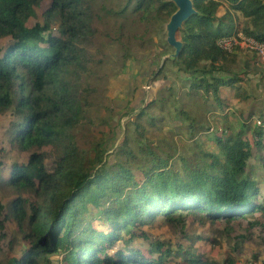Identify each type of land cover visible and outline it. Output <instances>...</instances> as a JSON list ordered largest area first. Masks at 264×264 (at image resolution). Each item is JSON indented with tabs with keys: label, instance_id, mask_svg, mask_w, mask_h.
I'll return each instance as SVG.
<instances>
[{
	"label": "trees",
	"instance_id": "16d2710c",
	"mask_svg": "<svg viewBox=\"0 0 264 264\" xmlns=\"http://www.w3.org/2000/svg\"><path fill=\"white\" fill-rule=\"evenodd\" d=\"M193 5L196 13L181 29L178 91L159 86L119 128L104 105L110 80L126 72L134 51L155 45L152 28L170 16L174 4L0 0V114H10V144L28 153L0 178L19 195L9 214L0 201V242L11 217L23 246L19 256L0 255V264H50V253L62 254L63 264H163L170 251H161L160 242L153 244L156 257L124 245L108 254L105 245L124 239L121 232L129 243L132 226L161 222L182 230L189 215L213 224L259 213L263 222L248 220V226H264V107L236 113L228 105L230 97L237 103L250 96L237 84L242 78L234 49L240 47L219 44L230 36L264 43V0ZM164 71L157 65L146 82ZM173 93L180 96V127L197 147L193 162L176 154L173 141L151 139V129L170 119L164 109ZM212 124L218 126L214 131ZM97 125L111 136L94 133ZM88 206L97 210L104 229L84 226ZM185 258L183 264H203L198 257Z\"/></svg>",
	"mask_w": 264,
	"mask_h": 264
},
{
	"label": "rangeland",
	"instance_id": "374dc122",
	"mask_svg": "<svg viewBox=\"0 0 264 264\" xmlns=\"http://www.w3.org/2000/svg\"><path fill=\"white\" fill-rule=\"evenodd\" d=\"M36 12L37 14L40 13L39 10ZM160 21H157L152 28V39L155 45L144 51H134L133 58L128 62L126 72L116 75L110 80L104 105L109 107L110 117L118 120L117 126L119 128L127 122L131 111H136L155 95L159 86L170 84L173 91H178L181 85L179 80L182 73L175 67L178 62L171 59H166L163 62L166 70L164 76L160 75L152 84L146 82L148 75L160 64L164 52L165 46L162 44L164 29ZM1 46L2 41H0ZM234 51L237 61L235 71L242 78L237 84L242 85L250 97L237 103L230 97L228 105L236 113H240L241 110L248 111L252 106L253 108L254 106L264 107V96H262L264 92V65L258 63L255 54L245 47L235 48ZM227 92V90H223L221 96L228 98ZM177 108H180V96L178 93H173L164 109L170 113V119H165L160 129H151L153 132L151 139L158 141V139L163 138L173 141L176 145V154L193 162L196 157L194 151L197 147L193 146L185 128L180 127L181 119ZM218 111L221 112V110ZM124 112H127V115L123 114ZM153 112H158V110ZM208 114L211 115V113ZM10 119L9 113L0 114V178L3 179L9 176V170L13 163H24L28 158V153L17 150L8 140L7 127ZM217 127L216 124H212L210 129L214 131ZM93 130L97 135L99 132H104L107 138L111 136V131H108L105 125H97ZM110 158L114 159V156ZM46 166H51V160L46 159ZM262 187H264V181ZM18 196V193L12 188L3 187L0 184V201L5 205L7 214H9L10 202ZM20 196L26 197L29 201L34 198L32 194L25 192H22ZM27 204L26 208H28ZM96 211L93 207L88 206L83 213L86 222L84 226L88 225L102 230L105 227L102 226L100 218L95 216ZM248 220L263 222L262 215L259 213L247 219H235L230 222L217 220L213 224L210 222L202 223L196 216L189 215L185 217L182 230L179 226L161 224V222L146 224L141 228L132 226L130 228L135 236L129 243L124 242L129 235L121 232L124 239L116 241L113 246L105 245L104 251L111 254L124 245L125 247L140 249L146 257H156L159 252L154 249L153 244L160 242L163 244L161 251L165 249L170 251L167 253L163 264L186 263L185 256L187 258L198 257V260L203 264H233L237 260L241 263L254 260L257 264H264V226L256 224L249 227ZM5 233V238L0 242V255L3 257L7 254L19 256L23 246L20 245L22 241L17 232L14 218H7ZM12 238L14 239V248L10 250L8 243ZM151 250L153 251L151 252ZM179 250L188 251L189 254L179 252ZM61 255L60 253H50L46 257L51 261L50 264H63Z\"/></svg>",
	"mask_w": 264,
	"mask_h": 264
},
{
	"label": "water",
	"instance_id": "95a60500",
	"mask_svg": "<svg viewBox=\"0 0 264 264\" xmlns=\"http://www.w3.org/2000/svg\"><path fill=\"white\" fill-rule=\"evenodd\" d=\"M175 10L170 14L166 20H162L163 24V40L162 44L165 46L166 51L163 52L161 57L160 66L166 59L178 61V55L183 49V39L181 29L185 21L193 14L196 10L193 5V0H170Z\"/></svg>",
	"mask_w": 264,
	"mask_h": 264
},
{
	"label": "built area",
	"instance_id": "2783aa9c",
	"mask_svg": "<svg viewBox=\"0 0 264 264\" xmlns=\"http://www.w3.org/2000/svg\"><path fill=\"white\" fill-rule=\"evenodd\" d=\"M219 44L222 48L228 49V50L234 45L245 47L255 54L257 58V62L264 65V43L263 42L257 41L249 37L244 38L243 40H237L233 36H230V37H224L220 39ZM233 264H257V262L254 260L253 261L248 260V261L241 263V262H238L237 260Z\"/></svg>",
	"mask_w": 264,
	"mask_h": 264
},
{
	"label": "crops",
	"instance_id": "0c3cea01",
	"mask_svg": "<svg viewBox=\"0 0 264 264\" xmlns=\"http://www.w3.org/2000/svg\"><path fill=\"white\" fill-rule=\"evenodd\" d=\"M259 63V62H258ZM254 119L256 120L257 118H255V116H254Z\"/></svg>",
	"mask_w": 264,
	"mask_h": 264
}]
</instances>
